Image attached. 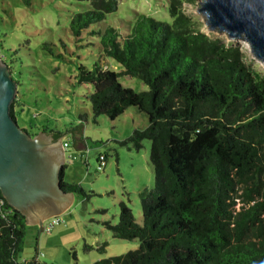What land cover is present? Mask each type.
Wrapping results in <instances>:
<instances>
[{
    "label": "trees",
    "instance_id": "obj_1",
    "mask_svg": "<svg viewBox=\"0 0 264 264\" xmlns=\"http://www.w3.org/2000/svg\"><path fill=\"white\" fill-rule=\"evenodd\" d=\"M77 1L89 8L72 16V36L90 30L101 57L123 68L79 66L78 83L94 88L92 114L111 121L131 108L144 114L147 128L128 141L136 150L150 141L155 171L154 188L141 197L142 225L121 204L119 222L109 227L139 248L93 264H264V77L245 66L239 47L196 29L183 0H167L170 23L139 14L126 35L91 31L117 11L116 0ZM120 77L149 90L123 88ZM61 187L83 193L75 184ZM24 227L0 192V264H17Z\"/></svg>",
    "mask_w": 264,
    "mask_h": 264
},
{
    "label": "rangeland",
    "instance_id": "obj_2",
    "mask_svg": "<svg viewBox=\"0 0 264 264\" xmlns=\"http://www.w3.org/2000/svg\"><path fill=\"white\" fill-rule=\"evenodd\" d=\"M117 11L91 27H113L127 34V25L139 14L171 22L167 0H116ZM200 0H183L182 10L196 29L227 45L239 47L245 66L264 77V66L241 40L229 41L224 34L209 32L198 14ZM87 2L77 0H0V55L18 85L13 114L21 129L34 136L42 131L59 133L68 142L62 180L81 187L70 208L58 217L59 224L44 230L49 220L24 227L17 264H93L139 248L138 240L115 239L109 227L119 222L120 205L142 225L141 197L155 186L150 162V141L136 150L128 141L135 130L148 126L147 117L131 108L111 121L94 118L88 97L91 85L77 81L79 66L92 69L104 62L105 69L121 72L113 59L101 57L99 38L90 30L77 39L70 31L74 14L86 11ZM119 84L140 93L148 91L137 78L120 77ZM81 126V131H80ZM105 160L98 171L99 157Z\"/></svg>",
    "mask_w": 264,
    "mask_h": 264
},
{
    "label": "water",
    "instance_id": "obj_3",
    "mask_svg": "<svg viewBox=\"0 0 264 264\" xmlns=\"http://www.w3.org/2000/svg\"><path fill=\"white\" fill-rule=\"evenodd\" d=\"M198 14L209 32L229 41L245 42L253 58L264 66V0H200ZM18 85L8 65L0 61V192L25 224L38 226L61 216L74 201L62 187L65 151L62 137L21 129L12 105Z\"/></svg>",
    "mask_w": 264,
    "mask_h": 264
},
{
    "label": "built area",
    "instance_id": "obj_4",
    "mask_svg": "<svg viewBox=\"0 0 264 264\" xmlns=\"http://www.w3.org/2000/svg\"><path fill=\"white\" fill-rule=\"evenodd\" d=\"M0 61H3L4 62V57L2 55H0ZM63 148H64V151H66L67 148H68V144L63 142ZM104 160H105V157L104 156H100L99 157V163H100V165L98 167V171L102 169ZM49 221H50L49 222V225H46L45 228H44V230H46L47 232L51 231L54 226H56V225L59 224L58 217L51 218V219H49Z\"/></svg>",
    "mask_w": 264,
    "mask_h": 264
},
{
    "label": "crops",
    "instance_id": "obj_5",
    "mask_svg": "<svg viewBox=\"0 0 264 264\" xmlns=\"http://www.w3.org/2000/svg\"><path fill=\"white\" fill-rule=\"evenodd\" d=\"M130 110V109H129Z\"/></svg>",
    "mask_w": 264,
    "mask_h": 264
}]
</instances>
